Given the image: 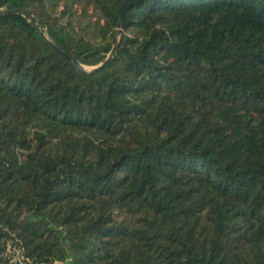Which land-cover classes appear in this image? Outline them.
Listing matches in <instances>:
<instances>
[{"label":"trees","instance_id":"obj_1","mask_svg":"<svg viewBox=\"0 0 264 264\" xmlns=\"http://www.w3.org/2000/svg\"><path fill=\"white\" fill-rule=\"evenodd\" d=\"M128 1L0 0V264H264V0H137L89 72Z\"/></svg>","mask_w":264,"mask_h":264},{"label":"water","instance_id":"obj_2","mask_svg":"<svg viewBox=\"0 0 264 264\" xmlns=\"http://www.w3.org/2000/svg\"><path fill=\"white\" fill-rule=\"evenodd\" d=\"M136 2H137V0H131V1H128V2L125 3L124 7L121 10L120 17H119V20H118L117 32H116V41H115L113 49L109 53L107 59L102 64H100L97 67L89 68L88 69L89 72H95V71L105 67L113 59V56H114V54L116 53V51L118 50V47H119L120 35H121V30H122V25H123V19H124L125 11L130 5H132V4L136 3ZM8 14H20L23 17H25L26 19H28L30 22H32V20H33L32 14H30L27 11H24L22 9H14L12 11H9L8 9L0 10V17L4 16V15H8ZM34 27L37 28L36 24H34ZM43 37L64 58H66L67 60L73 62L78 67L83 68L82 65H80L76 59H74L72 56H70L66 52H64L59 46L53 44L52 41L49 39V37L47 35H43Z\"/></svg>","mask_w":264,"mask_h":264},{"label":"built area","instance_id":"obj_3","mask_svg":"<svg viewBox=\"0 0 264 264\" xmlns=\"http://www.w3.org/2000/svg\"><path fill=\"white\" fill-rule=\"evenodd\" d=\"M13 260L19 262V264H25L22 252L20 250H16V256Z\"/></svg>","mask_w":264,"mask_h":264}]
</instances>
